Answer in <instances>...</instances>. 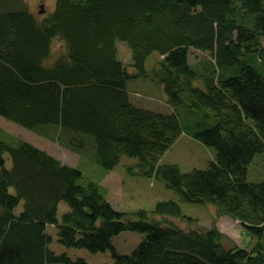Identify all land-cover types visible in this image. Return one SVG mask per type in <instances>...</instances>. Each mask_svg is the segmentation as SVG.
<instances>
[{
    "label": "trees",
    "instance_id": "trees-1",
    "mask_svg": "<svg viewBox=\"0 0 264 264\" xmlns=\"http://www.w3.org/2000/svg\"><path fill=\"white\" fill-rule=\"evenodd\" d=\"M55 38L64 51L46 67ZM191 49L207 58L191 62ZM142 78L159 85L169 109L132 100L130 83ZM0 117L107 171L135 159V174L183 202L213 204L258 239L243 248L215 224L183 229L146 210L119 211L101 183L0 128V264H92L53 251L50 227L61 245L109 251L112 264H264V182L248 180L264 153V0H56L43 18L24 0H0ZM182 134L214 149L206 169L161 163ZM152 214L182 210L160 201ZM125 231L145 235L130 254L113 245Z\"/></svg>",
    "mask_w": 264,
    "mask_h": 264
},
{
    "label": "rangeland",
    "instance_id": "rangeland-1",
    "mask_svg": "<svg viewBox=\"0 0 264 264\" xmlns=\"http://www.w3.org/2000/svg\"><path fill=\"white\" fill-rule=\"evenodd\" d=\"M17 1L20 2V0ZM24 2L41 18L50 15L56 5V0H24ZM59 40L55 38L52 42L51 56L44 62L46 67H52L58 56L64 51L62 49L64 46ZM118 49L121 59L129 66L131 63L130 50L123 43H119ZM206 58L207 54L196 49L190 50L191 62H198ZM159 59L160 57L157 53L153 54L147 61V67L151 69ZM129 91L132 100L135 103H139V106L150 107L154 110L169 109L162 89L150 79L142 78L137 80V82L130 83ZM183 110H185L184 107L178 108V112L184 119ZM0 128L14 140L30 142L51 153L62 162L78 168L87 179L101 183L105 188L108 200L119 211L132 214L139 210H146L151 214V217L163 223L176 224L183 229H193L197 226L208 228L215 224L222 233L243 248H249L252 245V241L254 243L258 241L256 237H252L244 229L240 221L228 216H219L217 208L213 204L183 202L180 196L168 189L163 182L135 174L136 169L133 170L134 172L132 171V168L137 163L135 159L123 156L112 170L107 171L97 164L91 156L81 162V156L69 149L66 146L67 143L60 142L57 137L49 139L38 132L23 128L3 117H0ZM214 156V149L188 135L182 134L170 149L165 152L161 163H175L183 172H190L194 169H206ZM10 165L11 163L8 161L7 167H10ZM248 180L250 182H264V153L256 155L249 165ZM168 200H174L180 204L182 216H154L152 214L156 203ZM68 210L66 203L62 202L59 205V217L61 218ZM189 218L199 222H193ZM49 232L54 237L50 247L56 253L67 252L72 258H84L92 264H112L109 251L91 253L86 249L67 248L58 243L55 228L50 227ZM144 237L145 235L141 233L125 231L113 238V245L120 253L130 254L143 241Z\"/></svg>",
    "mask_w": 264,
    "mask_h": 264
}]
</instances>
